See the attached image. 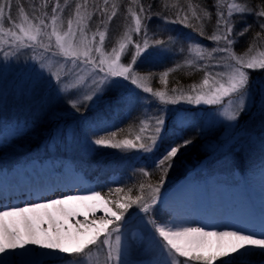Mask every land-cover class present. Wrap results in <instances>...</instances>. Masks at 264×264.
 <instances>
[{"label":"snow or ice","instance_id":"1","mask_svg":"<svg viewBox=\"0 0 264 264\" xmlns=\"http://www.w3.org/2000/svg\"><path fill=\"white\" fill-rule=\"evenodd\" d=\"M160 2L163 11L153 13V5L149 3L146 8L141 0H112L110 5L109 0H103L102 5L99 0H91V3L90 0H75L74 8L70 7V0H63V5L60 0H41L30 18L19 3L18 17H14L13 0H0V55L3 59H16L21 50H33L31 59L39 61L41 70L38 77L49 80L54 77L60 85L59 91L69 97L67 103L76 112L81 106L87 109L99 107L101 103L114 111L147 108L148 111L140 114L142 119L136 118L138 123L127 129L107 132L90 143L122 151L137 150L148 154L154 165L152 171L147 167L139 168L141 179L138 183L126 188H109L106 194L88 189L85 195L41 197V202H27L23 207L0 205L3 208L0 211V253L31 244L53 250H26L40 256L57 257L53 264H100L99 254H103L102 264H137L129 259L128 237L129 229L136 225L138 231L134 235L139 237L141 232L146 233L149 246L161 257L141 264H250L252 255L264 256V215L252 229L222 231L186 227L174 219L156 218L165 177L180 149L193 143L192 138L184 139L183 133L195 127L199 119L198 110L168 106H217L222 109L221 115L233 122L230 126L253 106L264 116V79L254 81L251 75L252 72H264V0H259L258 4L253 0H214V13L199 4L194 5L191 0H187L186 7L178 0L171 5L169 0ZM122 4L126 6L128 23L111 51L105 52L109 22L121 11ZM171 8L176 11L169 15ZM153 15L166 24L179 23L192 29L198 36L215 42L216 46L209 50L201 43H193L188 47L189 56L183 63L158 73L142 70L146 57L167 55L166 45L174 39L169 37L166 41L149 34V21ZM213 16L215 24L208 35L206 25ZM247 16H252L255 23L245 21V26L237 31L235 18ZM94 17H99V23L89 37V22ZM6 21L10 23L9 27H5ZM249 33L252 35L248 47L237 54L235 45L240 37ZM134 36L141 39H134ZM37 49L41 51L37 52ZM48 53L62 57V62L54 64ZM215 54L223 55L216 59ZM214 59L224 71L212 73L208 71V63H201ZM184 67L203 71L201 81L187 88L169 89V74ZM42 70L49 73L47 78ZM156 77L164 87L154 89L151 86ZM123 82L134 87H127ZM153 105L154 115L150 114ZM169 133L168 147L156 156L158 145ZM118 134L125 138L117 139ZM177 139L181 142L176 143ZM261 147L264 148V137ZM156 170L159 178L153 183L151 177ZM113 194L115 198H112ZM80 208L92 215L100 209L103 215L93 220L85 215L69 228L64 221L75 217ZM93 249L97 252L95 257ZM11 255L9 253L8 257ZM224 257L227 259H222ZM0 264L14 262L9 259Z\"/></svg>","mask_w":264,"mask_h":264},{"label":"rangeland","instance_id":"2","mask_svg":"<svg viewBox=\"0 0 264 264\" xmlns=\"http://www.w3.org/2000/svg\"><path fill=\"white\" fill-rule=\"evenodd\" d=\"M185 1L187 0H178L183 5L186 4L184 3ZM18 2L20 0H17L15 5ZM31 2L32 0H22L21 4L23 5H19L24 8L25 13L30 18L32 17L30 12L31 8L33 10L39 8L41 0L33 1L32 7ZM169 2H171V5L177 2V0H169ZM236 2H243V0H236ZM74 3L75 0H70V4L73 5L71 7L73 8ZM61 4L63 5L62 2ZM14 7L13 1L12 15L18 17V8ZM235 20L237 31L245 26V21L248 24L255 23L252 16H247L244 19L237 17ZM156 21L158 22L157 26L161 28V33L159 32V34L151 30V25L154 26ZM17 23H19L18 18ZM126 23H128L126 19L122 23L120 22L121 28L116 33V37H110V34L106 37L105 52L111 51V47L115 43L116 38L124 31ZM175 25L166 24L159 17H154L150 20L149 34L156 39H164L166 41H169V37L174 38L166 46L169 49L168 56L171 55L172 59L173 57L180 59L176 63H183L184 59L189 56L187 49L193 43H201L209 50L216 46L215 42L203 41L204 37L198 36L192 29H176ZM9 26L10 23L6 21L5 27ZM212 30L213 23L211 25L210 22L206 25V31L211 34ZM95 31L96 27H92L89 23V37ZM251 35L252 33H249L239 38V42L234 48L237 54H241L246 50ZM134 39L141 38L134 36ZM178 46L180 51L177 53ZM36 51L41 50L37 49ZM33 55L34 52L31 49L21 50L20 55L12 60H4L2 55H0V142L6 139L10 141L17 135L28 133L29 129H25L27 126L42 124L49 119L56 122L47 140L51 149L61 150L59 152L73 157L80 163L83 169L85 168L84 170L88 169L93 173L96 172L95 182L105 174L107 176L106 180H103L105 190H109V188L115 189L116 187L126 188L127 186L138 183L141 179L138 170L141 167H147L149 171L153 170L152 158L148 154L141 153L137 150L122 151L113 148V151L109 152L107 149H110V147L95 146L90 143L100 136L98 135V131L101 127L107 128L109 125H115L129 118L132 119V122L133 119L136 121L137 117L134 116L136 112H139L138 117L142 119L143 117L140 114L141 112L148 111L147 108H136L131 112L128 109H117L114 111L108 105L101 103L99 107L93 106L87 109L81 106L80 111L76 112L67 103L69 97L59 91L60 85H58L54 77L50 80L40 79L38 77V72L41 71L39 69V61L31 59ZM47 55L54 64L56 61L62 62L63 60L62 57L53 56L52 53H48ZM215 55L216 59H219V56L223 54ZM165 58L166 55L162 58L151 56L146 57L145 61L161 63V60ZM122 62L127 61L122 59ZM176 63L171 64L172 66L170 67H174ZM201 63H208L210 65L208 71L212 73L224 71L223 67L216 64L215 59ZM33 65L36 66L35 69ZM184 68L188 69V67ZM42 71L44 72V77L47 78L49 76L47 70ZM101 75L103 74L101 73ZM251 75L254 81L264 79V72H252ZM123 83L127 87H134L127 82ZM54 85L56 87H53ZM151 86L154 89L156 88L153 84ZM168 107H186L192 110H198L197 114L199 119L195 127H190L183 133V138H192L193 143L180 149V152L174 160L173 167L169 170L164 184L161 187V197L170 190V186L177 183L178 178L182 177V175H199V180L205 178L208 181H211L210 179L213 178L219 187L228 188L233 185L235 177L244 175L246 178H249L250 175L264 169V148L261 147V138L264 137V116L259 113L255 106L242 114L234 126H230L233 125V122L227 121L221 115L222 109L217 106L182 104L181 106L170 105ZM150 114H156L154 105ZM170 123L171 121H169ZM32 134L34 133H29V135ZM170 139L171 134L169 133L168 137L163 139L158 145L155 153L156 156L163 154L164 149L169 145ZM175 142L180 143L181 141L177 139ZM47 145H44L43 142L31 151H24L25 153L18 151L20 147H17L11 149V152L8 153L16 154L17 156H25L31 153H44L46 152ZM196 150H203L206 155L201 162L198 161L200 164L194 166V160L198 156L197 153H194ZM83 155L92 157L85 162L82 160ZM185 157L186 160L184 162L181 161ZM200 166L203 169L199 174H196L195 172L201 168ZM153 174L155 175H152L151 180L155 183L159 178V171L156 170ZM206 174H210L211 176ZM112 198H115V194H113ZM160 201L156 206V218L169 221L170 218L162 212L163 209L160 207ZM136 224L139 225V221ZM137 231V226L134 225L128 232L131 246L129 259L137 262V264L148 260L160 259L161 257L158 251L149 246L146 233L141 232L140 236L137 237L134 235ZM96 255L97 252L93 249V256L95 257ZM222 259H227V257ZM99 262L102 264L103 254H99ZM250 264H264V256L259 253L252 255L250 257Z\"/></svg>","mask_w":264,"mask_h":264},{"label":"bare ground","instance_id":"3","mask_svg":"<svg viewBox=\"0 0 264 264\" xmlns=\"http://www.w3.org/2000/svg\"><path fill=\"white\" fill-rule=\"evenodd\" d=\"M82 157L87 162L92 156ZM84 169L74 158L68 159L61 153H31L0 160V205L23 207L27 202H41V197L51 199L61 194L85 195L88 189L108 193L103 181L107 176L100 175V180L93 184L97 173ZM196 178L190 175L161 201L159 206L169 220L174 219L186 227H205L207 231L252 229L258 226L259 217L264 215V169L249 178L244 175L235 177L234 186L228 188L219 187L213 178L211 181L202 178L198 182L195 181ZM63 182L68 186L64 187ZM2 210L0 207V211ZM85 215L93 220L99 219L103 212L97 209L96 214L92 215L80 208L75 217L64 223L72 228ZM225 226H228L227 229ZM27 249L53 251L28 244L23 248L7 249L0 253V262L11 259L14 264H53L57 261L55 256H40L26 251ZM9 253L13 255L8 257Z\"/></svg>","mask_w":264,"mask_h":264},{"label":"trees","instance_id":"4","mask_svg":"<svg viewBox=\"0 0 264 264\" xmlns=\"http://www.w3.org/2000/svg\"><path fill=\"white\" fill-rule=\"evenodd\" d=\"M14 1V8L17 7V4L15 5V3L17 2V0H13ZM30 1V0H29ZM32 0L31 2V7L33 4ZM22 0H20L19 5H23L21 4ZM60 2L63 3V0H60ZM99 2L103 3V0H99ZM112 0H109V5L111 4ZM187 1H185L184 3H186ZM191 2L195 5V4H199L201 7L203 8H207L208 10L212 11L213 13L215 12V7H214V0H191ZM91 3V0H90ZM141 3L144 4V6L147 8L148 4L151 3L153 5L152 7V12L153 13H157V12H161L163 11V7L161 5L160 0H141ZM171 3V2H169ZM254 4H258L259 0H253ZM182 6L186 7V4ZM73 6L72 4H70V7ZM27 7V6H26ZM176 11L175 8H171V11L168 12L167 14L171 15L172 13H174ZM31 15H33V9L31 8L30 10ZM125 15H126V6L125 5H121V11L118 13V15L116 17L113 18V20L111 22H109V34L110 37H116V33H118L119 29L121 28V24L122 21H124L125 19ZM154 17H158L156 15H153L152 18ZM119 22V23H118ZM92 27H96L97 24L99 23V17H94L92 21L89 22ZM213 23V26L215 24V16H213V19L211 20V25ZM149 25H150V21H149ZM158 22H155V25L152 26L151 25V30L152 31H156L158 34L159 32L161 33V28L157 26ZM175 27L177 29H181V28H185L183 25H180L179 23H176ZM207 34H210L208 31H206ZM197 34V33H196ZM251 39V37H250ZM249 39V40H250ZM203 41H208L207 39L203 38ZM169 43V42H168ZM176 46V45H175ZM174 50V49H173ZM179 46L177 48V53L179 52ZM183 55V53H182ZM175 60V61H174ZM180 59H175L173 57H171V55H166V58L164 60H161V63H151L149 61H144V65H143V69L142 70H148V71H153V72H161L166 70L168 67L172 66L174 63H176V61H179ZM172 64V65H171ZM161 66V67H160ZM204 75V72L201 70H197V69H191V68H181L178 69L176 72L174 73H170L169 77H168V88H172V87H176V86H183L185 88L188 87V85L192 84V83H199L202 79ZM177 81L179 82V84H177ZM152 84L158 88V87H164L163 85H161L159 83V78L156 77L154 78V80L152 81ZM135 113V112H134ZM139 112H136V114H134L135 117H138ZM133 116V117H134ZM55 123L51 120L48 119L47 122L42 123V124H38V125H29L27 126L25 129H29L28 133L26 132L25 134L22 135H17L16 137H14V139L12 140H3L0 142V160H8V159H12L13 156H16V154H9L8 152H11V149L20 147L18 149V151L24 152V151H31L35 148H37L38 146H40L43 142L44 145L48 144V138L50 136V133L52 131V129L55 127ZM138 123V121H134L132 122V119L129 118L127 120H123L120 121L119 123H116L115 125L112 126H108L107 128H100V130L98 131V135L103 136L106 135L107 132H111V131H116L117 129H127L129 125H134ZM24 129V130H25ZM29 133H34L32 135H29ZM125 136L124 135H117V139H124ZM128 138H132V136H128ZM46 140V141H45ZM47 149H45L47 152H51V146L48 144ZM57 151H61V150H57ZM107 151L112 152L113 149H107ZM25 153V152H24ZM193 153V152H192ZM191 153V154H192ZM194 153H197L198 156L197 158L194 160V166L195 164H198V161H201L203 157H205L206 153L203 152V150H196ZM205 153V154H204ZM184 160H186L185 158H182L181 161L184 162ZM193 165V164H192ZM155 174H153L154 176Z\"/></svg>","mask_w":264,"mask_h":264}]
</instances>
